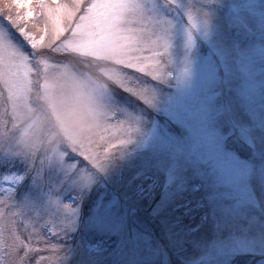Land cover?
<instances>
[{"label": "rangeland", "instance_id": "obj_1", "mask_svg": "<svg viewBox=\"0 0 264 264\" xmlns=\"http://www.w3.org/2000/svg\"><path fill=\"white\" fill-rule=\"evenodd\" d=\"M146 2L167 28L125 25L159 42L121 66L117 114L89 152L0 147V226L27 264H264V0ZM12 3L4 15H23ZM0 30L32 52L4 18Z\"/></svg>", "mask_w": 264, "mask_h": 264}, {"label": "snow or ice", "instance_id": "obj_2", "mask_svg": "<svg viewBox=\"0 0 264 264\" xmlns=\"http://www.w3.org/2000/svg\"><path fill=\"white\" fill-rule=\"evenodd\" d=\"M12 7L26 11L23 15L16 13L13 16L9 12L5 16V10H0V18L16 28L32 49L30 53L24 51L10 34L0 30V89L7 93L5 104L10 106L12 118L14 113L28 106L34 86L42 82L49 70L62 64L53 61L43 49L52 54L71 52L81 55L122 50L130 53L127 66L135 67L145 59L137 53L143 52L146 47L151 50L159 41L147 39L142 30H133L125 25L135 22L152 24L161 31L167 28L166 22L153 14L146 0H108L92 3L83 9L80 0L72 4L54 5L37 0L35 11L30 0H13ZM81 11L82 14L76 19ZM25 21H31L30 26ZM188 21L195 27L191 15ZM8 106L0 104V147H6L14 154H22L16 141V124L13 123V130L9 131L5 121L9 115ZM85 159H90V156ZM4 202L0 200V204ZM4 229L12 233L10 226H0V230ZM26 259V254L21 257L20 248L15 251L0 248V264H24Z\"/></svg>", "mask_w": 264, "mask_h": 264}, {"label": "clouds", "instance_id": "obj_3", "mask_svg": "<svg viewBox=\"0 0 264 264\" xmlns=\"http://www.w3.org/2000/svg\"><path fill=\"white\" fill-rule=\"evenodd\" d=\"M75 54L74 59L49 70L34 86L28 106L13 114L22 154L46 161L87 153L117 114L112 106L113 86L126 79L121 66H127L130 53ZM21 246L14 233L0 230V248L15 251Z\"/></svg>", "mask_w": 264, "mask_h": 264}]
</instances>
